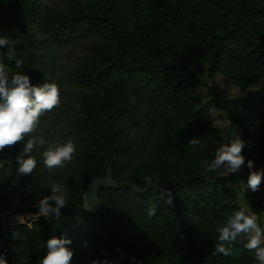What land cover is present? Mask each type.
<instances>
[{"label":"trees","instance_id":"obj_1","mask_svg":"<svg viewBox=\"0 0 264 264\" xmlns=\"http://www.w3.org/2000/svg\"><path fill=\"white\" fill-rule=\"evenodd\" d=\"M0 28L22 34L24 42L15 49L28 54L21 69L32 83L59 87L61 104L53 109L52 122L64 117V135L76 142L88 165L79 172L80 193L61 216L42 217L33 228L9 226L8 238L0 226V253L8 264H39L43 242L53 235L72 240L71 264L95 258L129 264V257L141 264H257L241 250L244 243L233 242L227 257L214 252L217 228L237 210L224 201L231 195L227 182L243 180L239 173L220 177L196 169L193 154L184 150L190 137L179 142L180 150L164 143L151 158L156 163L143 162V154L168 120L206 111L205 95L194 90L198 73L188 68L182 49L200 53L212 71L226 70L233 57L252 64L264 79V0H0ZM0 62L14 74L15 60L2 54ZM210 102L245 141L243 154L264 160V94L253 102ZM217 131L206 122L190 128L198 140ZM233 140L230 135L227 144ZM21 146L6 148L0 158L15 156ZM196 154L213 158L202 146ZM33 155L38 165L31 176L18 177L7 165L1 169L0 202L19 199L22 214H38L34 205L49 194L51 172ZM183 156L185 170L178 174L174 168ZM139 158L143 165L134 167ZM110 166L116 181L140 189L100 190L112 222L91 213L85 198L90 180L106 177ZM28 185L31 191L25 192ZM161 190L171 192V206ZM263 190L264 179L259 191L248 192L256 215ZM135 235L166 238L165 258L149 260L136 251Z\"/></svg>","mask_w":264,"mask_h":264},{"label":"clouds","instance_id":"obj_2","mask_svg":"<svg viewBox=\"0 0 264 264\" xmlns=\"http://www.w3.org/2000/svg\"><path fill=\"white\" fill-rule=\"evenodd\" d=\"M7 48L8 60H15L16 68H21L22 61L15 59L16 49L7 36L0 34V50ZM61 104L60 89L55 83H32L28 74L18 71L10 74L8 66L0 62V153L8 147L22 145L15 156V173L18 177L31 176L37 168L38 160L33 155L39 151L42 167L48 170L63 168L71 162L77 151V145L72 140L48 143L43 137L30 135L34 133L39 118L45 112L53 110ZM192 145H198L197 138L190 139ZM246 143L239 137L229 144H215L213 158L202 163L205 173H216L220 177L235 175L243 167L249 170L245 190L253 193L260 190L264 179V167L256 168L255 162L246 159L243 149ZM43 149L42 151H40ZM12 162L11 158H0V167ZM13 163V162H12ZM25 192L31 191L28 185ZM167 205L173 204L170 191L161 190ZM64 186L53 185L49 194L40 199L34 206L41 216H61L67 206ZM154 210L149 215H154ZM217 243L214 252L227 257L231 253V245L242 234L247 237L244 248L253 253L257 264H264V228L258 223L256 214H248L244 209L233 210L227 216L226 222L217 228ZM70 238L53 235L43 242L45 254L39 258V264H71L74 250ZM116 251L119 253L120 249ZM129 264H141L136 257H129ZM0 264H8L6 254L0 253ZM90 264H116L114 260L95 258Z\"/></svg>","mask_w":264,"mask_h":264},{"label":"rangeland","instance_id":"obj_3","mask_svg":"<svg viewBox=\"0 0 264 264\" xmlns=\"http://www.w3.org/2000/svg\"><path fill=\"white\" fill-rule=\"evenodd\" d=\"M0 34L9 37L15 47L23 44L24 42L22 34H13L11 29H8V31H6L5 29L0 28ZM7 51V48L0 50V57L2 54H6ZM27 55L24 50H16V57L20 60L26 59ZM180 55L186 60L188 68L198 73L199 80L195 84L194 90L205 95L206 98L203 101V105H207L206 111H204L201 115H194L192 117L187 116L180 119L175 118V121H172L171 119L168 120L167 124L162 125L159 128V131L154 135V138L143 154V162L149 164L156 163L151 161V158L154 156L155 150L160 148L164 143L171 145V148L178 149L179 142H184V139L186 137H190L189 142L184 149L186 153L185 155L193 154L190 159L192 165H194L196 169H203L201 167L202 163L205 161H210L212 157L209 158L207 156L196 154L199 146L208 148L212 153L214 151L215 144H217V146L219 144H227L230 135L233 136L234 140L237 138V132L235 130H229L228 120L222 115L221 110L214 106V104L210 101L213 98L219 102L232 99H246L249 102L257 101L261 99L264 94V79L258 77V72L252 64L245 62L241 63L233 57L228 58L229 67L226 68V70L212 71L210 65L200 53L195 52L191 49L184 48L180 51ZM18 71H22V69L13 68V73H16ZM233 75H237L238 80H235ZM72 99H74V97H72ZM52 111L53 110L45 112L41 115L34 133L30 135L43 137L48 143L67 141L68 139L65 137V133L62 128L64 126V117H62V122L60 121V123L58 121L52 122L54 119ZM196 122H206L210 124L211 127L218 130V134L199 140L198 145H192L190 141V139H192L190 128L193 123ZM73 142L76 144L75 141ZM42 150L43 149H41L40 151ZM78 151L79 148L77 146V151L74 154L72 161L65 164L63 168L50 170L51 177L47 183L48 193L53 185L64 186L65 195L68 201L67 205H70L75 196L80 193L81 183L79 180V172L81 169L88 166L86 162H84L79 157ZM34 153H36L41 161L39 151H36ZM167 153L169 152L167 151L166 155ZM15 156L8 157L11 158L13 162L12 163L11 161H9V163L5 164L8 166V170L15 169ZM244 156L246 157V159H249L246 155ZM141 165H143V163L141 162V158H139V160H137L133 164L134 167H140ZM185 166L186 159L185 156H183L175 165L174 172H177L178 174L183 173L185 170ZM255 166L257 169L264 167V160H262L261 162H255ZM1 169L2 167H0V183L2 179ZM101 169L102 167L98 165L96 171L101 172ZM238 173L241 175L243 180L240 182H227L228 187L231 191V195L228 198H225L224 202L229 207H236L237 210L244 209L248 214H255L252 212L250 204L251 201L248 199V196H253V194L249 195V191L245 190L244 188V183H246L247 181L249 170L246 167H243ZM260 195L262 197V200H264V190L261 191ZM257 200H259V198L257 199V196H254V202H257ZM19 203V199H14L6 204L0 202V226L2 227L3 231H5L7 238L9 237V226L26 225L29 228H33L35 221H40L42 217H44L39 213H20L18 211ZM259 214L260 215H257L258 223L262 228H264V201L259 203ZM134 237V248L136 251L143 254V256H145L149 260H154L157 258L163 260L165 258L166 253L163 249V243L164 239L166 240V238H164L162 235H157V237H155L154 235H150L149 237L135 235ZM246 239L247 237L242 234L237 238V241L235 242L245 243ZM212 249L210 248V250ZM241 250L253 256V253L249 252L244 247H241Z\"/></svg>","mask_w":264,"mask_h":264},{"label":"water","instance_id":"obj_4","mask_svg":"<svg viewBox=\"0 0 264 264\" xmlns=\"http://www.w3.org/2000/svg\"><path fill=\"white\" fill-rule=\"evenodd\" d=\"M125 187H132L136 192H139V187L133 182L127 181H116L113 176L112 166L109 167L106 177H94L90 180L87 191H86V201L88 207L93 214L103 215L109 222H112V219L109 215L108 209L102 203L100 199V190L103 188L108 189H119Z\"/></svg>","mask_w":264,"mask_h":264}]
</instances>
